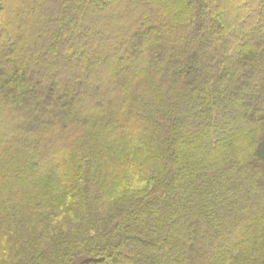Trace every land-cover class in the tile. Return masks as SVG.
Wrapping results in <instances>:
<instances>
[{
	"label": "trees",
	"instance_id": "obj_1",
	"mask_svg": "<svg viewBox=\"0 0 264 264\" xmlns=\"http://www.w3.org/2000/svg\"><path fill=\"white\" fill-rule=\"evenodd\" d=\"M0 264H264V0H0Z\"/></svg>",
	"mask_w": 264,
	"mask_h": 264
},
{
	"label": "rangeland",
	"instance_id": "obj_2",
	"mask_svg": "<svg viewBox=\"0 0 264 264\" xmlns=\"http://www.w3.org/2000/svg\"><path fill=\"white\" fill-rule=\"evenodd\" d=\"M26 1H28V0H25V2H26ZM104 80L109 81V78L105 77ZM104 80L102 79V81H104Z\"/></svg>",
	"mask_w": 264,
	"mask_h": 264
}]
</instances>
